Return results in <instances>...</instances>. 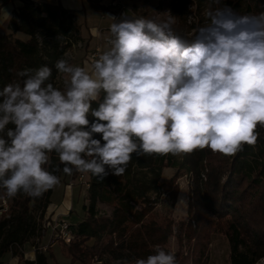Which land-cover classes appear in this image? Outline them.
<instances>
[{
	"label": "clouds",
	"instance_id": "clouds-1",
	"mask_svg": "<svg viewBox=\"0 0 264 264\" xmlns=\"http://www.w3.org/2000/svg\"><path fill=\"white\" fill-rule=\"evenodd\" d=\"M212 4L208 23L195 28L191 40L178 34L168 13L109 15L98 58L85 66L64 57L55 62L62 88L51 82L47 65L18 71L20 79L0 89L4 195L41 197L60 184L59 171L75 169L98 182L110 173L120 177L133 154L179 156L208 148L235 156L255 146L257 129L264 128V12ZM53 153L64 166L49 171ZM178 204L188 208L183 198ZM135 264L177 260L156 246Z\"/></svg>",
	"mask_w": 264,
	"mask_h": 264
},
{
	"label": "trees",
	"instance_id": "trees-1",
	"mask_svg": "<svg viewBox=\"0 0 264 264\" xmlns=\"http://www.w3.org/2000/svg\"><path fill=\"white\" fill-rule=\"evenodd\" d=\"M194 1L206 11L216 6L212 0ZM221 3L241 14L264 12V0ZM185 4L172 2L170 7L172 15L183 24L187 16ZM84 26L75 13L64 10L59 3L34 4L25 0L9 22L10 32L0 33V89L20 79L18 71L41 65L52 68L51 82L59 87L62 74L55 69V62L83 43ZM178 34L189 40L194 36ZM38 37L43 39V45ZM257 131L256 145H245L235 156L208 148L179 156L133 154L123 176L110 173L98 182L85 174L88 205L81 222L69 224L71 242H59L61 255L70 264H135L136 259L154 254L156 246L170 251L169 239L175 237L177 264H210L209 246L212 238L219 235L228 243L230 264H258L264 260V128L258 127ZM94 138L100 139L99 134ZM51 160L47 170L61 168L54 153ZM165 169L173 171L171 177H163ZM59 172L55 174L59 176ZM183 176L191 179L187 220L175 223L168 216L158 217L156 206L162 200L171 208L175 206L178 179ZM51 190L38 198L18 195L9 199L0 189V202L5 199L9 205L8 218L0 217V257L10 253L24 264H58L51 251H35L33 262L24 261L20 251L27 243L32 248L42 245V221ZM100 206L107 207L109 214H102Z\"/></svg>",
	"mask_w": 264,
	"mask_h": 264
},
{
	"label": "rangeland",
	"instance_id": "rangeland-1",
	"mask_svg": "<svg viewBox=\"0 0 264 264\" xmlns=\"http://www.w3.org/2000/svg\"><path fill=\"white\" fill-rule=\"evenodd\" d=\"M128 12L126 15L131 14L135 16H157L159 14V18H164L166 13L171 14V4L172 2H184L185 9L187 11L186 22L185 24L182 21L178 20L175 17V29L178 32L184 33L187 36H191L194 34V29L199 26H204L208 23V18L206 16V10H202V6H199L194 0H123ZM96 5V4H94ZM100 6V5H96ZM108 10V8H107ZM203 11V12H202ZM173 16V15H172ZM174 17V16H173ZM102 36L99 37L101 41L100 44L96 47L101 48L103 51L102 46H105V38L109 36V28L102 30ZM23 37V36H22ZM83 46L84 43H82ZM95 47V48H96ZM94 48V49H95ZM93 49V50H94ZM85 48L76 51L74 53L73 58L70 59L72 63L78 57V52L84 51ZM90 50L87 53L93 51ZM87 55V54H86ZM63 79L64 77L61 75L58 79L59 87H63ZM61 165V169L64 165ZM173 171L170 169H165L163 171V177L169 178L171 177ZM82 175V176H81ZM60 176V184L57 185L55 188L51 190L50 195V202L53 206L54 210H58L63 207L64 203L69 204L70 213H69V221L70 223H78L80 222L85 213L84 207L88 205L85 195H86V175L83 173H74V169L71 175H66L62 171L59 172ZM179 185V193L177 197L176 204L173 208L170 207V204L164 200H162L157 206L155 213L157 216H165L170 217L175 223L184 222L187 220V209L184 207L183 204H178V201L183 198L189 202V189L191 187V179L189 177L183 176L178 179ZM99 210L102 214H109V209L105 206H100ZM48 235L46 234V239ZM42 242V241H41ZM47 240L44 241L46 244ZM60 241L50 243L46 248V253L49 251L55 257V260L58 264H70L69 260L64 258L60 253ZM53 248L51 249V246ZM177 241L175 237H171L168 242V249L171 252H176L177 250ZM9 257L4 255L0 257L1 261H8ZM209 260L210 264H230L229 263V246L227 241L219 235H215L212 238V242L209 246ZM258 264H264V260H261Z\"/></svg>",
	"mask_w": 264,
	"mask_h": 264
},
{
	"label": "crops",
	"instance_id": "crops-1",
	"mask_svg": "<svg viewBox=\"0 0 264 264\" xmlns=\"http://www.w3.org/2000/svg\"><path fill=\"white\" fill-rule=\"evenodd\" d=\"M25 0H0V33H9L10 27L9 22L15 18L17 13L22 9L23 2ZM34 4L47 3V4H56L59 3L64 10L71 11L75 13L76 18L79 23H84L85 26L82 29V38L84 43V51L78 52V57L75 61L72 62L75 66H85L89 63L86 61V54L88 51L93 50L96 46L100 44L99 37L94 34V29L99 30L100 32L104 29L109 28L111 21L107 18V0L104 1L102 5L99 7L103 8V10H96L94 7H98L94 5L92 0H26ZM8 14V16L5 15ZM10 17V18H8ZM17 36L22 37V35L18 34ZM103 50H105V46H102ZM76 53V52H75ZM50 201V200H49ZM70 208L68 203H64L63 207L54 210L51 202L49 203L45 216H59L62 220L67 221L70 225H75V223H70L69 213ZM81 222V221H80ZM79 223V222H78ZM77 224V223H76ZM46 239H42V245H44V241ZM54 245L51 246V249ZM22 257L24 261L33 262L36 257V253L33 250L30 243H27L22 248ZM9 257L8 261L4 262L0 260V264H24L19 261L18 257H13L10 253L5 254ZM4 256V255H3Z\"/></svg>",
	"mask_w": 264,
	"mask_h": 264
},
{
	"label": "built area",
	"instance_id": "built-area-1",
	"mask_svg": "<svg viewBox=\"0 0 264 264\" xmlns=\"http://www.w3.org/2000/svg\"><path fill=\"white\" fill-rule=\"evenodd\" d=\"M96 5H102L106 0H92ZM107 17L109 15L120 19L122 15H126L128 12L127 7L123 0H107ZM102 36V33H101ZM107 38H105L106 43ZM84 46L82 43H78L71 52L66 54V58H73L72 55ZM102 53L101 48L96 47L93 51L87 53L86 61L90 64L93 59L98 58ZM74 173H79L75 171ZM82 176V175H81ZM8 209L9 205L5 199H2L0 202V217L8 218ZM46 234L48 235L46 239ZM42 237L47 240L44 245H37L33 248L34 251L45 252L47 246L53 241H61L65 244H69L72 240L71 234L69 232V223L65 220H62L59 216L44 217L42 221ZM20 250V249H19ZM22 252V250H20Z\"/></svg>",
	"mask_w": 264,
	"mask_h": 264
}]
</instances>
